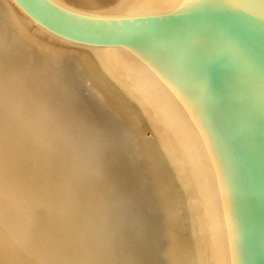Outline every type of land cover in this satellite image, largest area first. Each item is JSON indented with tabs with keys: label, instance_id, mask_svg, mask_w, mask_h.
I'll return each instance as SVG.
<instances>
[{
	"label": "bare ground",
	"instance_id": "bare-ground-1",
	"mask_svg": "<svg viewBox=\"0 0 264 264\" xmlns=\"http://www.w3.org/2000/svg\"><path fill=\"white\" fill-rule=\"evenodd\" d=\"M51 1L70 10L96 15L142 14L186 9L183 8L185 6L178 9L177 5L172 3L169 6L162 5L166 0ZM169 1L172 0L167 2ZM11 8L10 11L7 0H0V264H122L120 252L113 257L109 249L116 251V248L104 239L106 233L110 236L113 232L115 222L111 218H106L109 224L107 220L106 223L105 219L102 220L106 213L104 214V202L101 197L103 193L98 186L102 181L107 185L106 187L110 186L107 196L112 200L116 199L115 173L108 169L107 163L102 162L106 155L104 148L99 149L96 145L89 148L85 145L89 137L84 134L83 129L87 125L84 122H76L74 116L79 113L78 110H81L73 104L66 105L62 93L54 90L58 85L57 81L61 78L56 77L57 68L50 65L54 57L48 62L38 60L41 56V53L40 55L38 53L42 49L39 50V43H36L37 40L34 41V37L39 36L45 41L38 38L40 39L38 42L44 43L45 49L53 50L52 53L60 51L61 54L66 55L63 50L89 53L91 58L94 57L93 61L98 64L99 72H103L100 66L104 67L106 73L107 70L109 72L104 61L106 58H99L102 55H109L108 59L116 60L115 62L119 61L117 59L125 60L126 67L129 70L131 68L128 80L134 76V80L132 79L130 83L139 84L143 89L142 92L144 90L147 92L144 93L145 96L158 100H155L159 108L158 112L161 113L158 116L162 118L163 115L164 120L161 121L166 124L163 128L170 129L169 131L174 135L170 137H175L169 140L170 137L166 136L168 143L170 142L169 153L172 150L173 157H177L182 169L181 186L188 194L191 190L195 192L194 197L197 196L195 204L198 214L193 216L199 219L198 238L200 236L203 240V244L199 242L201 245H198L200 246L198 250L202 248L204 251L203 263L202 261L200 263L236 264L237 261L238 264L237 257H234V251L237 254V237L230 192H226V189L223 190L221 187L218 171L194 131V121L189 117L190 115L186 114L184 108L181 109L174 99L171 101L173 109L166 102H162L149 81L144 79L147 78L149 71L144 69L142 59L137 57L134 50L127 48L96 50L58 42L32 27L27 18L25 21L28 24L23 22L13 7ZM22 31L30 36H34L33 31L35 32L34 42L28 38L31 44L33 42L32 45L38 46L37 57L29 55L30 51L26 50L29 47H23L27 44L25 39L27 34H23L25 37L21 38L26 43L21 44L22 47L19 46L20 42L16 45L21 41L19 35L22 36ZM55 44L60 50L51 47ZM33 47L30 49L32 50ZM23 53L28 54L29 59L21 61ZM118 65L115 66L117 69L120 68ZM109 78L107 80L112 84L113 80ZM112 79H114L113 75ZM42 84H45V88L48 86L50 90L47 88L48 90L44 92ZM134 92L132 91L135 109L140 114L144 113V109L138 107L141 102L135 94L139 93ZM143 104L140 105L144 107ZM141 118L146 120L147 127L155 129L154 127L157 126L150 117L148 121L147 115ZM158 146L160 147V144ZM150 150L155 161L160 163L167 175L168 171L165 168L174 159L171 153L168 155L166 150L168 159H165L161 158V154L158 156L153 148ZM114 156H117V151ZM94 168L99 170L98 175L93 172ZM176 176H173L174 179ZM178 185L174 188L177 189ZM178 188V192L183 190ZM188 198L191 200L190 196ZM187 200L186 203H189L190 201ZM108 207L112 213L115 211L112 205L106 204V208ZM109 208L105 209L106 212ZM194 231L196 233V230ZM153 254L152 258L159 264H166L161 252L155 253L153 250Z\"/></svg>",
	"mask_w": 264,
	"mask_h": 264
},
{
	"label": "water",
	"instance_id": "water-1",
	"mask_svg": "<svg viewBox=\"0 0 264 264\" xmlns=\"http://www.w3.org/2000/svg\"><path fill=\"white\" fill-rule=\"evenodd\" d=\"M167 1L186 9L96 15L51 0L7 7L54 40L134 50L159 99L190 115L230 192L238 264H264V0Z\"/></svg>",
	"mask_w": 264,
	"mask_h": 264
},
{
	"label": "rangeland",
	"instance_id": "rangeland-1",
	"mask_svg": "<svg viewBox=\"0 0 264 264\" xmlns=\"http://www.w3.org/2000/svg\"><path fill=\"white\" fill-rule=\"evenodd\" d=\"M34 33L33 31V35L35 36ZM23 34L26 35L27 33L25 31L21 32L22 36L19 35L21 41V38L25 37ZM34 36L27 34L25 38L27 44L29 43L27 45L25 44V40L24 42H17V40H19L17 34L18 38L15 40L17 42L16 45L20 42L19 46L22 47L21 44L23 45L24 43L25 46L23 45V47H29L26 50L30 51L29 55L31 56L37 57L41 53V56L38 57L40 62L52 61L54 57L53 63L51 62L52 64L50 65L57 68V72L55 73L56 77L61 78L60 81H57L58 85L54 87V90L62 93L63 102H65L66 105L73 104L81 110H78L79 113L74 116L75 119H77L76 122H84L85 125H87L83 129L84 134L89 137L85 145L89 148L93 145H96L99 149L102 148V150L104 148L106 155L102 162L107 163L108 169H111L112 172L114 171L113 173H115L117 179V183L114 187L117 196L116 199L112 200L107 196V194H109L108 187L110 186L106 187L107 185L104 184L103 181V184L102 182L98 183L103 193L101 197L104 202V208H109H106V204L112 205L115 208L113 213L110 211V208L108 212L104 209V214H106L102 217V220L105 219V223L107 220L109 224L106 218H111L113 222H115L113 232L110 233V236L109 234L107 236V233L106 236L104 235V239L110 243L111 246L116 248V251H111L109 249V253L115 257L117 252L118 254L120 252L122 264H159L156 259L152 258V255L154 256L153 250L155 253L161 252L166 264H195L196 262L197 264H201L200 261L203 263L204 251L202 248L198 250L200 247L198 245L203 244L202 237L200 238L199 236L200 239L198 238V235H200L199 219L193 216L194 214H198V209L195 204L197 202V196L194 197V191L190 190V194H188V192L182 188V169H180V163L177 161V157H173L172 150H170V153L174 159H172L165 168L168 171L167 175L162 170L160 163L155 161V158L150 152V149L153 148L158 156L161 154V158L164 157L168 159L166 150L169 155L168 146L170 142L168 143L167 140L168 137L174 136L171 134L172 131H169L170 129H164L166 124L163 122V115L162 118L158 116V114L161 115V113L158 112L159 108L156 102L158 100L153 97H147L148 95L145 96L144 93L146 91L144 90V92H142L143 89H141L138 83V85L130 83L132 79L134 80V76L131 80H128L129 75H131L129 73L131 68L129 70L126 67L127 64L125 60L117 59L119 61L115 62L116 60L108 59L109 55H102V57L99 58H106L104 61L109 72L106 68L105 69L109 74H107L103 69L104 67L102 68L101 66L100 68L103 72H99L98 64L95 60L93 61L94 57L91 58L89 53L83 51L73 52L72 50H63V52H66V55L61 54L60 51L52 53L53 50L50 48L45 49L44 43L38 42V40L40 41L38 38L42 37L39 36L35 38ZM28 37L31 41H33L34 37V41L36 42L37 40L36 43H39V47L32 45L34 41L31 44ZM42 40L43 38L41 41ZM63 43L68 44L65 42ZM30 46H34V49L32 48L31 50ZM37 47L39 50L42 49L39 53L37 52L39 51ZM51 47L60 50V47L56 44L53 46L51 45ZM35 50L36 53H34ZM47 54L48 57H46ZM50 54L53 56L51 57ZM29 55L23 53V59H21V61L29 59ZM115 64H120L118 65L120 68L118 67L117 69ZM120 69L124 70L121 71ZM111 72L112 74H110ZM107 75L109 76L106 77ZM112 75L115 80L112 79ZM125 75L127 78H125ZM33 77L36 76L33 75ZM107 78L113 80L112 84L108 82ZM90 80L95 81V84L90 82ZM44 85L45 84H42L45 92L49 87L47 86L45 88ZM136 86L140 88L138 89ZM54 90L53 92H55ZM132 91L140 94L135 95H137L138 100L141 102H139L140 104L144 103V107L140 104L137 105L147 111L148 114L143 110L144 113H141L143 114L141 115L135 109L136 106L134 104V94ZM143 95L145 97H143ZM146 115L148 121L151 119V121L155 122L154 124L157 125L154 127L155 129H153V127H147L146 120L141 118ZM155 117H157V119ZM161 119L163 120L161 121ZM171 137L169 140L175 138ZM157 142H159L162 148L158 146L159 144ZM162 149L163 151H161ZM116 151L117 156H114ZM164 153L165 155H163ZM170 165L171 167H169ZM113 166H115V168ZM93 172L96 175L99 174L97 168H94ZM175 175H177L175 177L176 181H174L175 179L173 177ZM172 184L179 185L177 189H175L176 185L173 186ZM178 187L183 190L181 189L182 191L178 192ZM187 196H190L193 202H191L190 198ZM184 197H187L190 202ZM186 200L189 203H186ZM191 203H194L193 206H191ZM181 205L184 206V208ZM111 216H113V218ZM194 218L196 223L198 222V226H196L197 224ZM105 228L106 227H104V229ZM194 230H196V233ZM148 231L150 232L148 233Z\"/></svg>",
	"mask_w": 264,
	"mask_h": 264
}]
</instances>
